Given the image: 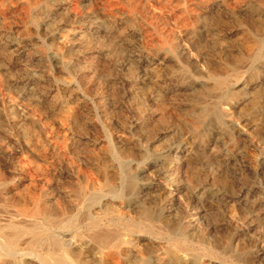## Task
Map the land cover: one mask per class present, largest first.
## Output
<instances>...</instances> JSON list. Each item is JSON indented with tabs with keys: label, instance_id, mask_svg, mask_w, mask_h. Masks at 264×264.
I'll return each mask as SVG.
<instances>
[{
	"label": "rangeland",
	"instance_id": "1",
	"mask_svg": "<svg viewBox=\"0 0 264 264\" xmlns=\"http://www.w3.org/2000/svg\"><path fill=\"white\" fill-rule=\"evenodd\" d=\"M0 220L2 264H264V0H0Z\"/></svg>",
	"mask_w": 264,
	"mask_h": 264
},
{
	"label": "bare ground",
	"instance_id": "2",
	"mask_svg": "<svg viewBox=\"0 0 264 264\" xmlns=\"http://www.w3.org/2000/svg\"><path fill=\"white\" fill-rule=\"evenodd\" d=\"M226 1V0H225ZM215 73V72H214ZM216 75H218V74H216ZM221 76V75H220ZM111 192H113L115 195H117V197H122V194H120V193H118V192H115L114 190H111ZM5 193V192H4ZM8 192H6L5 194H7ZM9 195V194H8ZM35 196V195H34ZM13 198H15V197H13ZM4 199V198H3ZM30 199V198H29ZM22 200H23V198H22ZM9 202V201H8ZM13 202V201H12ZM23 202V201H22ZM40 203V202H39ZM7 204V203H6ZM9 204V203H8ZM14 204V203H13ZM22 204V203H21ZM31 204V203H30ZM29 204V205H30ZM18 205V204H17ZM23 205V204H22ZM28 204H24L23 206H22V210H23V212H25V213H27V214H30L31 216H35V218H36V216L38 215V214H40V212L42 211V209L39 207V205L37 204V203H33V205L31 206H29ZM14 206V205H13ZM16 207V206H15ZM42 207V206H41ZM6 208V207H5ZM45 212V211H44ZM7 213V212H6ZM18 213V212H17ZM46 213V212H45ZM41 215V214H40ZM50 215V214H49ZM3 216V215H2ZM42 217V216H41ZM54 217V216H53ZM2 218V217H1ZM3 218H5V217H3ZM7 218H5V220H6ZM11 219V218H10ZM1 221V220H0ZM48 221V220H47ZM54 220L53 219H49V224L50 223H54L53 222ZM2 222H4L3 220H2ZM34 222V221H33ZM47 222V223H48ZM6 223V222H5ZM28 223V222H27ZM41 223V222H40ZM1 224H3V223H0V225ZM9 226H13L12 224H10V221H9ZM23 224V223H22ZM26 224V223H25ZM32 225H33V223H31ZM74 224V223H73ZM72 224V225H73ZM5 225V224H4ZM3 225V226H4ZM40 234V233H39ZM39 234H38V236H39ZM92 234V233H91ZM26 234L24 233V232H22L21 230H16V231H13V232H9V233H4V232H0V249H4L5 247H8V248H10V249H13L12 251H9V250H7V253H8V255H10V256H15V255H17V254H20V253H18V247H19V245L23 242V240H24V236H25ZM49 236V238L51 239V245H50V247H47L48 249H50V250H59V251H65V250H67V247L65 246V241H64V243H63V239H61V237L59 238L58 236H55V235H53V234H49L48 235ZM61 236H62V234H61ZM93 237V236H92ZM105 237V236H104ZM118 237V236H117ZM75 238V237H74ZM65 239V238H64ZM93 239V238H92ZM108 239V238H107ZM116 239V238H115ZM78 240V239H77ZM113 240V239H112ZM105 241V240H104ZM81 242V241H80ZM113 242V241H112ZM75 243V242H74ZM79 243V242H78ZM87 243V242H86ZM26 244V243H25ZM109 244V243H108ZM72 245V247H73V244H71ZM79 245V244H78ZM78 245H77V247H78ZM83 245V244H82ZM89 245V244H88ZM69 246V245H68ZM79 247H80V245H79ZM112 247V246H111ZM45 248V247H44ZM83 248V249H82ZM82 248H79V249H82V251L84 250V247H82ZM2 251V250H1ZM69 251V250H68ZM22 252V251H21ZM75 252V251H74ZM77 252V251H76ZM79 252V251H78ZM85 252V251H84ZM4 253H6V252H4ZM23 253V252H22ZM66 253V252H65ZM73 253V252H72ZM83 253V252H82ZM81 253V254H82ZM26 254V253H25ZM28 254H30V252L28 253ZM33 254V253H32ZM60 254V253H59ZM79 254V253H78ZM24 255V254H23ZM61 255V254H60ZM63 255V254H62ZM83 255V254H82ZM57 256V255H56ZM76 256H77V254H76ZM79 256V255H78ZM32 257V256H31ZM85 257V256H84ZM87 257V256H86ZM28 258V257H27ZM81 258V257H80ZM10 259V258H9ZM63 259V258H62ZM62 259H60V258H57L54 262L56 263V264H64V261L62 260ZM65 259V258H64ZM98 259V258H97ZM35 260V259H34ZM79 260V259H78ZM4 261V260H3ZM86 261V260H85ZM28 262V261H27ZM42 262V261H41ZM80 262V261H79ZM30 263V262H29ZM91 263V262H90ZM97 263V262H96ZM0 264H2V260H1V258H0ZM26 264H28V263H26ZM79 264V263H78ZM86 264V263H85ZM99 264V263H98ZM102 264H104V262L102 263Z\"/></svg>",
	"mask_w": 264,
	"mask_h": 264
}]
</instances>
